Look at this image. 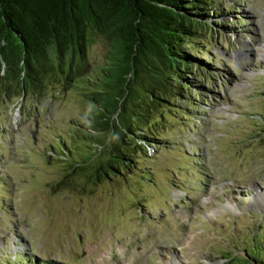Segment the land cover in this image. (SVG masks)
Returning <instances> with one entry per match:
<instances>
[{"label":"rangeland","instance_id":"obj_1","mask_svg":"<svg viewBox=\"0 0 264 264\" xmlns=\"http://www.w3.org/2000/svg\"><path fill=\"white\" fill-rule=\"evenodd\" d=\"M214 1L208 15L223 14L197 43L205 56L186 51L214 70L184 73L189 94L171 102L182 114L161 112L166 144L123 176L59 185L73 164L65 150L82 160L93 147L100 36L85 76L53 77L42 99L0 97V264H225L255 234L264 242V0Z\"/></svg>","mask_w":264,"mask_h":264},{"label":"trees","instance_id":"obj_2","mask_svg":"<svg viewBox=\"0 0 264 264\" xmlns=\"http://www.w3.org/2000/svg\"><path fill=\"white\" fill-rule=\"evenodd\" d=\"M217 6L214 0H0L3 99L9 93L42 99L53 77L85 76L83 61L93 36L107 46L106 64L87 82L92 90L85 95L96 112L91 154L74 160L65 141L73 164L60 187L73 185L77 176L92 185L110 173L123 176L138 154L164 147L158 134L166 119L161 112L182 114L171 102L189 94L184 73L202 77L214 70L186 51L205 56L197 43H207L213 29L207 21L222 16L219 11L208 15ZM250 242L243 258L229 256L225 264H264L260 234Z\"/></svg>","mask_w":264,"mask_h":264}]
</instances>
